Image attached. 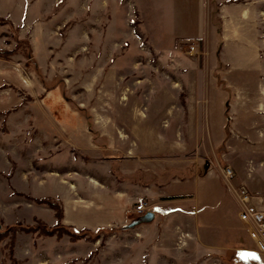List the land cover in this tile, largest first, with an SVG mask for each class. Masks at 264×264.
Instances as JSON below:
<instances>
[{"label": "rangeland", "instance_id": "374dc122", "mask_svg": "<svg viewBox=\"0 0 264 264\" xmlns=\"http://www.w3.org/2000/svg\"><path fill=\"white\" fill-rule=\"evenodd\" d=\"M166 1L0 0V51H14L0 58V264H264L235 192L264 188V6L258 68L234 73L215 58L217 5L205 44L175 39ZM63 173L128 190V220L91 231L94 241L18 230L55 224L33 201L47 197L31 193L47 196L37 185ZM142 180L148 196L137 198ZM139 203L159 223L180 213L165 245L154 232L141 241L144 224L129 227ZM162 246L173 256H160Z\"/></svg>", "mask_w": 264, "mask_h": 264}, {"label": "crops", "instance_id": "0c3cea01", "mask_svg": "<svg viewBox=\"0 0 264 264\" xmlns=\"http://www.w3.org/2000/svg\"><path fill=\"white\" fill-rule=\"evenodd\" d=\"M213 4L217 5L216 18L219 23V28L214 30V37L217 40L215 48L216 60H219L227 72H254L258 68L254 59H259L260 56L258 48L259 8L264 6V0H167L163 4L166 10L164 14L167 13L173 23H176L175 39L204 40L205 44H207L208 37L212 36L207 24L211 23V17L209 16L213 15V13L210 15V11H213ZM175 7L179 9L185 8V10L179 11L177 16H173L172 9ZM189 21L196 24L190 30L184 26ZM82 130L81 128L76 129L79 136L81 134L79 132ZM85 131H87L86 128ZM82 142L81 136L74 140L77 146H80ZM138 171L140 170L138 169ZM58 175L59 177L45 176L42 183H39L37 187L34 186L37 183L33 182V178L27 176L25 184L31 183L38 191H42L44 194L47 193V196L31 193L32 196L59 199L63 206L62 223L65 226H71L78 230L88 229L95 231L98 228H104L112 224L121 225L128 220V200L123 201L122 199L124 195L127 196L126 199L134 197L130 196L128 190L111 189L108 185L101 183H97V186L91 182L86 183L82 179L83 176L81 174H78L77 178L68 182L64 173L61 174L62 176ZM144 182L142 180L136 185H132L135 188L133 194H136L137 198L148 196L149 189H147ZM200 182H202V187L207 183L204 179L200 180ZM215 185L218 190L221 189L218 183L216 184L215 182ZM87 186L89 187L88 190L86 189ZM87 191L90 193V198L93 195L95 197L91 200L88 199L91 201V205L89 204L83 208L80 201H87V198H82V195L86 194ZM256 194L264 195V188L253 193V195ZM198 198L203 202L207 201L202 198L200 192L198 193ZM204 206L202 205L200 209ZM179 215L180 213L165 214L163 221L159 223V219L157 221L158 215L155 214V218L151 223L142 226L141 235L139 234L140 240L142 241L143 238V241H145L149 233L154 232V238L159 239V242L165 245L166 241L171 238L168 233L170 229L169 222L178 218ZM162 247L160 248L161 251H159L160 256H173L172 253H169L167 247Z\"/></svg>", "mask_w": 264, "mask_h": 264}, {"label": "built area", "instance_id": "2783aa9c", "mask_svg": "<svg viewBox=\"0 0 264 264\" xmlns=\"http://www.w3.org/2000/svg\"><path fill=\"white\" fill-rule=\"evenodd\" d=\"M189 54L193 55L194 46L188 48ZM227 179L233 178L230 169L225 172ZM236 192V201L238 205V219L244 224L249 240L253 243L256 252L264 262V195H253L247 186L239 185ZM136 217L145 214L146 208L144 203H139L134 208Z\"/></svg>", "mask_w": 264, "mask_h": 264}, {"label": "trees", "instance_id": "16d2710c", "mask_svg": "<svg viewBox=\"0 0 264 264\" xmlns=\"http://www.w3.org/2000/svg\"><path fill=\"white\" fill-rule=\"evenodd\" d=\"M1 20V19H0ZM14 54V51H0V58L7 60L11 55ZM33 201L39 205H45L49 209L54 212L55 224L52 227H48L42 221L36 220L34 226L28 227H18V230L23 231L25 233H38L39 236L43 237H54L57 240H60L64 236H67L70 242H77L79 240L85 239L86 235L90 234L89 237H93L91 231L88 229H82L81 231H77L74 228L65 227L61 222L63 219V209L59 204L58 200H54L52 198H37L33 199ZM12 232V239L14 238V232L17 231L16 227L10 229ZM8 232L0 233V241L4 240L7 237ZM97 237V236H95ZM93 241L97 238H92ZM91 239V240H92ZM15 262L14 260H12ZM87 260H85L86 262Z\"/></svg>", "mask_w": 264, "mask_h": 264}, {"label": "water", "instance_id": "95a60500", "mask_svg": "<svg viewBox=\"0 0 264 264\" xmlns=\"http://www.w3.org/2000/svg\"><path fill=\"white\" fill-rule=\"evenodd\" d=\"M155 218V214L152 212H147L144 215L138 217L137 219L133 220L132 223L129 225L130 228L135 226L143 225L151 223ZM1 228V226H0Z\"/></svg>", "mask_w": 264, "mask_h": 264}, {"label": "bare ground", "instance_id": "6f19581e", "mask_svg": "<svg viewBox=\"0 0 264 264\" xmlns=\"http://www.w3.org/2000/svg\"><path fill=\"white\" fill-rule=\"evenodd\" d=\"M93 184H95L94 182H92ZM96 185V184H95Z\"/></svg>", "mask_w": 264, "mask_h": 264}]
</instances>
